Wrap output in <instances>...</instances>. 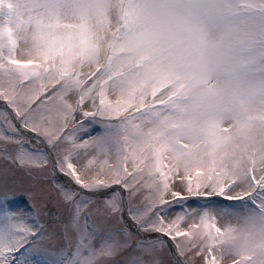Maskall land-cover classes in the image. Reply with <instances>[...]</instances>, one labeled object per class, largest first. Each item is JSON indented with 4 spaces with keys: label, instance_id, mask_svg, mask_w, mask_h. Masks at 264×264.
Listing matches in <instances>:
<instances>
[{
    "label": "snow or ice",
    "instance_id": "1",
    "mask_svg": "<svg viewBox=\"0 0 264 264\" xmlns=\"http://www.w3.org/2000/svg\"><path fill=\"white\" fill-rule=\"evenodd\" d=\"M0 99V264H264V0H0Z\"/></svg>",
    "mask_w": 264,
    "mask_h": 264
},
{
    "label": "rangeland",
    "instance_id": "2",
    "mask_svg": "<svg viewBox=\"0 0 264 264\" xmlns=\"http://www.w3.org/2000/svg\"><path fill=\"white\" fill-rule=\"evenodd\" d=\"M1 109V108H0ZM77 119H79V117H77ZM86 161L85 160H82L81 161V164H83V163H85ZM3 164V161H2V159H0V165H2ZM37 174H39V173H37ZM52 198H55V193H53L52 194ZM47 207H52L53 209H54V211L52 212V215H51V220L52 219H56V218H59V216L61 215V213H62V209H60V208H57L56 207V205L54 204V203H51V204H47V206H46V208H45V211H47ZM178 208V207H177ZM176 208V210L178 211L179 209H177ZM57 226V223H53L52 224V227L53 228H55ZM164 258H165V255H164Z\"/></svg>",
    "mask_w": 264,
    "mask_h": 264
}]
</instances>
